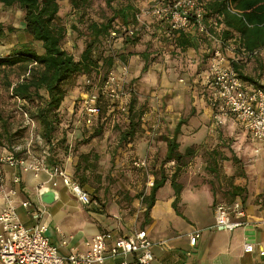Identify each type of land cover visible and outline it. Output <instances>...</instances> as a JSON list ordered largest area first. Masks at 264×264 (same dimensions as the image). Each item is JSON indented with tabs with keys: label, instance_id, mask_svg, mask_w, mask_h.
I'll return each mask as SVG.
<instances>
[{
	"label": "crops",
	"instance_id": "0c3cea01",
	"mask_svg": "<svg viewBox=\"0 0 264 264\" xmlns=\"http://www.w3.org/2000/svg\"><path fill=\"white\" fill-rule=\"evenodd\" d=\"M5 8L9 14L14 9ZM12 26L19 33L18 40L11 43L14 47L23 36L24 25L21 22L19 26L14 23ZM184 33L191 42L185 48L175 42H165L162 46L161 39L155 38L153 44L160 57L150 63L147 71L143 70L144 64L139 66V55L131 61L130 77L135 86L131 105L135 107L133 100L138 96L141 102L136 105V110H144L147 120L134 134L124 156L126 158L130 153L134 159L146 158L151 151L156 167L153 169L155 182L165 178L154 193L155 201L147 216L145 200L153 187L147 185L140 171L124 174L129 175V179L122 183V191L106 193L107 189H104L98 206H85L61 179L58 186L53 187L55 180L48 173L35 177L30 172L4 166L5 183L18 191L16 201L20 220L26 226H33L36 223L34 210L41 211L46 234L52 244L58 246L56 242L59 243L61 253H68L72 248L84 250L86 242L99 233L112 232L115 237H127L145 229L154 243L155 258L151 264H264V146L261 142H253L243 124L234 117L223 125L216 123L211 101L214 80L210 65L218 45L200 38L195 29ZM235 40L229 41L231 45L236 46ZM234 53L226 50L228 57ZM153 57L151 54L150 60ZM76 93L66 97L65 106L70 117L76 110L80 114L83 112L85 94L71 102ZM146 93L162 95V112L152 97L145 96ZM160 115L163 116L161 121ZM156 126L161 127V132L154 148L149 149L148 133ZM78 129L79 124L70 133V141ZM174 138L181 153H186L187 149L193 151L184 164L171 170L163 169L162 162L166 161L169 143ZM117 144L116 136L109 132L99 140L92 139L81 152L92 151L99 160L100 153L106 159L115 155L120 158L121 152H116ZM78 158V155L72 156L68 164L62 165L72 176ZM17 174L21 176L18 185L13 183ZM44 186L59 192L58 200L52 205L41 201L39 190ZM86 190L94 196L93 189ZM235 200H240L247 210V218L243 219L246 224L234 230L216 227V204ZM26 201L33 204V209L24 206ZM2 208L0 196V213ZM196 233L199 237L192 245L191 237ZM64 239L68 240V246L62 245ZM248 243L254 244V252H245ZM127 260L130 264H138L135 255L128 256ZM118 261L108 258L107 264Z\"/></svg>",
	"mask_w": 264,
	"mask_h": 264
},
{
	"label": "trees",
	"instance_id": "16d2710c",
	"mask_svg": "<svg viewBox=\"0 0 264 264\" xmlns=\"http://www.w3.org/2000/svg\"><path fill=\"white\" fill-rule=\"evenodd\" d=\"M65 1L70 4V17L75 20L72 27L77 32L74 47L78 50V55L65 47L68 35L67 16L64 17L61 13L62 2ZM199 1L205 3L206 20L215 18L223 25L221 37L225 41L236 38L234 42L237 48L234 56H229L228 59L244 83L254 88L264 87L246 72L247 64L252 58L260 69V78L264 70V0ZM94 2L95 0H0V8L18 7L23 12L24 25L23 36L18 44L12 47L7 55H0V102L5 94L8 101L23 103L20 105L23 113L37 122L38 133L45 144L41 154L36 153L34 148L33 150L35 154L45 156L51 165H62L61 154L68 155L69 135L76 128L74 121L69 120L65 112V100L74 79L90 76L98 70H103L106 75L112 70H118L122 61H127L136 54L141 55L145 63L144 71H147L151 61H154L150 60L152 52L149 44L144 51L138 53L136 48L140 41L139 35L125 34V30L135 23L139 10L138 0H105V9L99 12L100 21L92 18L89 13ZM153 26L157 30L150 32V41L159 38L162 45L165 42H175L182 48L191 45L183 31L169 34L159 23H153ZM210 30L214 31L212 27ZM113 31L120 32L117 38L111 40L112 43L120 42L121 47L117 49L112 43L107 44ZM15 32L17 28L12 25L4 26L0 22V38H6ZM196 33L202 39L213 41L198 30ZM37 45H40V48H37ZM222 49L224 50V47ZM253 52L257 54L254 55ZM115 53L119 55L120 61H117ZM108 101L112 112L119 110L112 100ZM129 115V127L120 133L121 142L125 144L132 141L137 127L132 107L129 109ZM13 117V112L9 114L0 105L2 151H13L17 147L16 144L25 137L24 129L15 128ZM103 117L104 111L101 109L100 115L93 120L94 124L84 122V126L80 127L83 134L82 138H77V147L103 133L105 125L100 123ZM90 129L92 133L87 136ZM192 151L187 149L186 153H181L174 138L169 143L166 162L176 161L182 165ZM96 155L92 151L78 154L74 178L86 189L92 188V172H95L99 165ZM95 176L100 182L101 175ZM164 179L155 182L151 195L145 200L146 216L153 207L154 193ZM92 198L100 201L96 194Z\"/></svg>",
	"mask_w": 264,
	"mask_h": 264
},
{
	"label": "built area",
	"instance_id": "2783aa9c",
	"mask_svg": "<svg viewBox=\"0 0 264 264\" xmlns=\"http://www.w3.org/2000/svg\"><path fill=\"white\" fill-rule=\"evenodd\" d=\"M143 8H139L135 23L125 30L127 36H137L145 32L156 31L153 23L165 29L169 34L177 31L198 30L208 35L218 47L211 59V74L214 88L211 101L214 106V120L223 125L230 117L239 120L249 132L253 142H261L264 146V87L247 86L241 79L237 69L229 61L226 50L235 51L237 45H231L221 37L223 25L215 18L206 20L205 3L199 0H142ZM214 31L211 32L210 28ZM156 28V29H155ZM159 30V29H158ZM160 31V30H159ZM119 31L111 32L107 42L117 38ZM224 47V50L222 49ZM257 54V52H253ZM237 61L238 59H234ZM85 84L91 90L82 100L83 111L87 116L86 123L91 124L101 113V100H112L122 112H127L131 106L135 86L130 77V68L121 63L118 70L110 71L103 81L85 77ZM26 123L30 125L32 119L25 114ZM37 141L43 142L41 136ZM34 140L25 146H17L13 151L0 149V196L3 208L0 213V262L3 264H107L108 258L119 260L116 264H130L127 257L135 255L138 264H151L154 261L152 247L147 230L142 229L127 237H115L112 232L95 235L85 244L84 250L72 248L68 253H61L59 247L52 244L46 234V226L42 224V212L34 210L36 223L26 226L19 217L16 196L17 189L5 183L4 166L30 172L35 177L48 173L54 179L53 187H57L59 179L70 188L76 199L85 206L99 205L98 200L70 175L62 165L49 164L45 156L35 154ZM170 161L169 165H175ZM135 167L148 169V158H138ZM13 183H21V176L15 175ZM149 187H154L155 178H149ZM27 209H33L30 201L24 202ZM247 210L240 200L232 203L219 202L215 206V226L227 230H234L246 224ZM199 234L191 237V244L195 245ZM68 240L62 241L68 246ZM254 244L245 245V252H254ZM264 254V252H262Z\"/></svg>",
	"mask_w": 264,
	"mask_h": 264
},
{
	"label": "rangeland",
	"instance_id": "374dc122",
	"mask_svg": "<svg viewBox=\"0 0 264 264\" xmlns=\"http://www.w3.org/2000/svg\"><path fill=\"white\" fill-rule=\"evenodd\" d=\"M138 6L139 8H143L144 7V3L142 2V0H138ZM101 9H105V0H95L93 7L90 9L89 13L90 16L92 18H94L97 21H100V15L99 12ZM20 9L18 7H14V9H12V11H10L11 13L9 14V10H6V8H2L0 10V22H2L4 24V26H9L12 25L13 23L16 26H19V23L23 22V12L19 13ZM109 12V11H108ZM61 13L62 15L66 18V24L68 27V35H67V40H66V44L65 47L75 53L76 55H78V50L74 47L76 44V40H77V32H75V30L72 27L73 21L72 18L70 17V13H71V6L70 4L65 1L62 2V6H61ZM133 25V24H132ZM81 28L84 29L83 26L79 25ZM19 34V33H18ZM17 32L16 34L13 33L11 35H9L6 38H0V55H7L9 53V51L12 49L13 46H11L12 41H16L18 40L17 38ZM16 35V36H15ZM140 37V41L138 42L137 45V52L140 53L142 51H144L147 48V45L149 44L150 50H151V54H154V61L159 59L160 55L159 53L157 54V50L155 48V44H153V42L155 41V39H153L152 41H150V32H145L143 34L139 35ZM112 42L107 44H111ZM112 46H115V48H120L121 44L120 42H114L112 43ZM164 46V45H162ZM37 48H40V45H37ZM158 48V47H157ZM153 50V51H152ZM155 50V51H154ZM139 55V54H136ZM136 55L132 56L131 58L129 57L127 61H122V63L127 64L130 68V74H131V61L135 60ZM116 59L117 61H120V57L119 55H117L115 53ZM262 56H264L262 54ZM139 66H143L144 61L141 58V55H139ZM264 59V58H263ZM153 62V61H151ZM150 67V65H149ZM148 67V68H149ZM147 68V69H148ZM259 67L258 64L254 61V59L252 58V60L250 62H248L247 64V70L246 72L252 76H254V78L260 82L261 85H264V73L261 74V78H260V71H259ZM107 75V74H106ZM105 72L103 70H98L93 72V74H91L88 77L91 78H95L96 82L97 81H103L106 77ZM91 90V87L87 86L85 84V77H77L76 79H74V81L72 82V85L70 87V90L68 91V95H70V93L77 91L78 93L75 94V96L71 99V102L74 100H77V98L79 96H83L84 94L86 95L89 91ZM146 92V91H145ZM152 92V90L150 91ZM157 92V91H156ZM141 94H143L140 91ZM150 93H146L145 96L146 97H152L156 107H159L160 110L163 108L162 107V95L160 93H154V94H150ZM154 96V97H153ZM66 101V100H65ZM141 102L139 97L136 96L133 100V104L135 103V107H132V111L135 115V120L134 123L137 124L136 127V132L138 131V129L140 128L141 124L143 123V121L146 119L147 120V114H144V110L143 111H139L136 110L137 108V104ZM147 102V101H146ZM149 102V100H148ZM23 104L21 101H8L6 98V95L4 94L2 101L0 102V105L7 111L10 113L13 112V124L15 126V128H21L25 130V137L22 138L20 140V142H18L16 144V146H25V144L27 142H29L30 140H34V150L36 153L41 154L42 149L44 147V141L41 143L39 141L36 140L37 136H40L38 133V124L37 122L32 119V123L30 125H28L26 123V118H25V114L23 113L20 105ZM69 106V104H68ZM101 109H103L104 111V117L102 118L100 123H103L105 125L103 133L93 139H97L99 140L100 138H102L104 135H106L107 133H111L112 135L116 136V141H117V145H116V152H121V156L120 158L117 157V155H115L114 157H112L111 159H106L103 157V154L100 153V148H98V152L101 154V158L99 160V165L97 168V172L93 173L92 178L94 180H91V184H92V188L93 189V193L96 194L99 198H100V194H103L104 189L106 190V193H111L112 190H115L116 192H118L117 190H121V188H123L122 183L126 182L129 179V175H124L126 172H129L131 170L133 171H140L144 174L145 176V180L146 182H148L149 178L154 177V171L153 169L156 168L154 166V164L152 163V153L151 151H149L146 155V158H148L149 161V166L148 169H140L135 167L134 162L137 159H134V157L130 154L127 153V157L125 158L124 153L128 152L127 148L128 144H125L123 142H121V131L122 130H126V128L129 127V122L131 120L130 115H129V111L127 112H122L120 110H116L114 112H112V108L109 107V101L106 98H103L101 100ZM68 108L65 106V112H68ZM162 112V110H161ZM69 120L72 119V121H74L75 126H77V124H79V129H78V133L77 135H74L73 139H71L70 141V136H69V153L66 156H62L61 154V164L63 166H65L66 164H68L69 158L72 156H76L78 155L81 150H84L85 146L88 145V143H90L92 141V139L86 143V144H79L77 147V138H82V130L80 129L81 126H84V122H86L87 120V116L85 114V112L83 111L82 114H80L77 110L74 112V114L71 115V117L67 114ZM163 116H159L158 119H162ZM76 129V128H74ZM245 129V128H244ZM77 131V130H76ZM135 132V133H136ZM161 132V127L156 126V127H152L151 130L148 133V140H149V146L151 148H154L155 146V141L156 139L159 137ZM92 133V129H90L87 133V136H90V134ZM79 136V137H77ZM77 148V149H76ZM96 150V149H95ZM160 167V166H157ZM176 167H178V164L176 162L175 165H169V162L163 161L162 162V168H166V169H170L173 168L175 169ZM125 168V169H123ZM171 170V169H170ZM95 175H101V181L99 182L97 177ZM94 176V177H93ZM148 187V186H147ZM90 192V191H88ZM229 203V202H226ZM56 244L59 246V243L56 242Z\"/></svg>",
	"mask_w": 264,
	"mask_h": 264
},
{
	"label": "water",
	"instance_id": "95a60500",
	"mask_svg": "<svg viewBox=\"0 0 264 264\" xmlns=\"http://www.w3.org/2000/svg\"><path fill=\"white\" fill-rule=\"evenodd\" d=\"M41 201L46 205L54 204L59 198V192L49 186H44L39 190Z\"/></svg>",
	"mask_w": 264,
	"mask_h": 264
}]
</instances>
